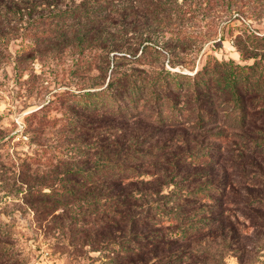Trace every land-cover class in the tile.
<instances>
[{
  "label": "trees",
  "instance_id": "trees-1",
  "mask_svg": "<svg viewBox=\"0 0 264 264\" xmlns=\"http://www.w3.org/2000/svg\"><path fill=\"white\" fill-rule=\"evenodd\" d=\"M218 3L241 1L0 0V48L32 39L96 52L102 76L56 94L62 145L20 193L33 215L109 264H197L193 246L234 237L222 203L239 187L246 220L261 214L252 189L264 187V36L244 34L250 65L211 60L192 75L150 67L160 56L152 27ZM5 245L0 264H12Z\"/></svg>",
  "mask_w": 264,
  "mask_h": 264
},
{
  "label": "rangeland",
  "instance_id": "rangeland-1",
  "mask_svg": "<svg viewBox=\"0 0 264 264\" xmlns=\"http://www.w3.org/2000/svg\"><path fill=\"white\" fill-rule=\"evenodd\" d=\"M240 1L229 7L220 3L207 7L180 26L174 21L152 27L147 37L160 56L150 67L192 75L211 60L252 64L243 38L247 32L264 36V0L258 4ZM177 29L181 35H175ZM95 53L82 55L74 47L46 42L36 45L32 39H12L0 48V226L9 235L0 241H8L5 248L12 264L110 263L104 252L73 242L72 235H61L33 215L20 193L25 189L23 183L46 174L62 145L64 107L56 94L88 88L102 76L96 69ZM168 136L164 131L159 134L161 139ZM256 162L264 169L262 161ZM252 190L254 197L264 199V187ZM244 195L239 187L222 203V209L230 211L226 217L231 219L234 237L214 238L218 241L210 247L193 246L195 263L264 264V204L255 205L261 214L252 211L248 221Z\"/></svg>",
  "mask_w": 264,
  "mask_h": 264
}]
</instances>
